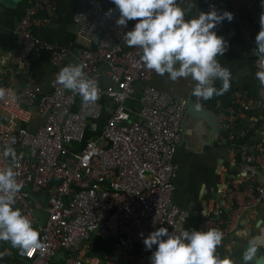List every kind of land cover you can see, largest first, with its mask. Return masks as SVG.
<instances>
[{"label":"built area","instance_id":"built-area-1","mask_svg":"<svg viewBox=\"0 0 264 264\" xmlns=\"http://www.w3.org/2000/svg\"><path fill=\"white\" fill-rule=\"evenodd\" d=\"M27 1L15 30L17 50L11 61L20 84L10 79L0 83L10 90L0 100V168L13 166L16 171L22 188L14 208L29 217L44 244L25 259L29 264H50L65 252L64 264H102L99 258L81 255L91 238L112 240L116 252L128 256L159 227L170 233L186 230L187 211L173 200L178 174L173 158L182 143L187 103L206 109L207 100H198L193 90L189 98H182L154 86V71L145 66L141 50L128 47L123 39L131 31L129 22L126 28L118 26L120 13L108 15L109 10L94 1L72 17L77 64L85 65L87 77L99 89L97 99L85 103L78 93L57 83L72 47L54 46L35 35L52 24L58 0ZM216 3L203 0L199 12L210 11ZM226 11L234 19H225L215 29L232 28L245 42L256 37L264 0H227ZM43 52L49 54L50 68L45 89L31 74ZM254 65L262 70L258 58ZM260 92L264 98V87ZM133 102L139 106L133 108ZM233 105L247 110V94L236 92ZM235 120L232 110L217 116L218 128L228 130L218 138L230 147L235 143ZM6 147L15 150V165L4 156ZM41 193L48 198L44 223L36 214ZM213 207L200 229L223 234L218 256L219 247L233 239L248 218L264 212V141L253 145L239 165L237 184L226 188ZM150 256L145 264H150Z\"/></svg>","mask_w":264,"mask_h":264},{"label":"crops","instance_id":"crops-1","mask_svg":"<svg viewBox=\"0 0 264 264\" xmlns=\"http://www.w3.org/2000/svg\"><path fill=\"white\" fill-rule=\"evenodd\" d=\"M95 0H58L57 11L53 15L52 24L42 30H36L35 35L43 42L54 46H70L73 55L67 60L69 64H77L78 44L75 42L76 27L72 17L76 11L87 8ZM181 6L195 4L186 15V19L198 17L203 0H178ZM0 83L10 79L14 85L20 84V77L14 73L12 57L16 53L15 30L22 17V9L28 5L27 0H0ZM218 12L227 10V0H217L214 6ZM119 13L114 7L111 9ZM217 35L223 36L228 42L226 53L218 57L223 67L232 73L231 87L223 95L207 100L206 109L215 118L221 113L236 115L231 130L235 135L234 147L228 142L219 140V136L227 134V129L218 128L212 136L210 126L205 121L186 115L182 123V143L174 155V164L178 166L175 180L173 200L187 211L186 230H201V221L212 215L215 201L219 200L226 188L237 184L239 165L249 155L253 145L264 141V98L261 96V84L256 78L259 71L254 61L258 58L253 49L255 38L242 41L238 34L229 27L215 29ZM49 54L43 52L40 60L32 67L31 74L44 89L48 86ZM106 83V81H105ZM152 83L157 88L177 97L189 98L194 89V81L189 77L173 82L168 75H158L154 72ZM220 88L222 82L215 81ZM236 92H245L248 96V109L241 110L233 105ZM142 86L139 87V96ZM227 149V157L220 161L221 150ZM36 214L40 223L47 217L48 198L45 193L39 194ZM250 243L261 249L264 256V212L258 210L253 217L248 218L237 235L224 242L218 249L220 259L228 258L231 264H246L241 258V248ZM154 250H145L144 245H137L128 256L118 254L112 240L91 238L81 248V255L87 258H99L102 264H145ZM67 254L60 252L50 264H64ZM0 264H29L24 255L17 258H0Z\"/></svg>","mask_w":264,"mask_h":264},{"label":"clouds","instance_id":"clouds-1","mask_svg":"<svg viewBox=\"0 0 264 264\" xmlns=\"http://www.w3.org/2000/svg\"><path fill=\"white\" fill-rule=\"evenodd\" d=\"M112 2L120 13L116 21L118 26L126 28L129 21H138L133 30L124 34L123 39L128 47L141 50V59L147 69L161 76L167 74L173 82L190 77L195 81L192 95L198 100H210L230 89L231 70L223 67L217 59L228 50V42L214 29L225 19L231 22L233 13H220L213 6L208 12H199L198 17L186 19L195 4L181 6L178 0ZM111 13L109 9L107 14ZM259 23L260 31L255 37L253 52L262 68L256 72V78L264 87V13H261ZM84 68L82 63L63 67L57 74V83L78 93L85 103H89L97 99L99 89L97 83L87 77ZM217 80L222 82L220 88L215 86ZM9 92L0 87V100L5 99ZM3 154L11 157L13 165L18 162L13 148L6 147ZM21 188L13 166L0 168V241L9 242L23 256L33 249H42L44 244L29 217L21 209L14 208ZM222 235L218 229L170 233L167 227H159L143 238V244L145 250H152L156 246L150 256V264H231L228 258L220 259L216 255ZM4 254L0 253V258Z\"/></svg>","mask_w":264,"mask_h":264},{"label":"water","instance_id":"water-1","mask_svg":"<svg viewBox=\"0 0 264 264\" xmlns=\"http://www.w3.org/2000/svg\"><path fill=\"white\" fill-rule=\"evenodd\" d=\"M105 9L109 10L114 7L112 0H95ZM137 20L129 21L131 30L134 29ZM186 115H191L192 117L207 122L210 126L209 134L212 136L218 131L217 119L215 116L205 109H198L194 107L190 102L187 103V112ZM220 161L227 157V149L223 148L221 150ZM241 258L242 261L246 264H264V256L261 254V249L254 247L250 243H245L241 248Z\"/></svg>","mask_w":264,"mask_h":264},{"label":"rangeland","instance_id":"rangeland-1","mask_svg":"<svg viewBox=\"0 0 264 264\" xmlns=\"http://www.w3.org/2000/svg\"><path fill=\"white\" fill-rule=\"evenodd\" d=\"M0 253H5L3 256L17 258L20 256L19 250L13 248L9 242L0 241Z\"/></svg>","mask_w":264,"mask_h":264},{"label":"trees","instance_id":"trees-1","mask_svg":"<svg viewBox=\"0 0 264 264\" xmlns=\"http://www.w3.org/2000/svg\"><path fill=\"white\" fill-rule=\"evenodd\" d=\"M133 108L135 107H138L139 106V103L138 102H133L132 105H131Z\"/></svg>","mask_w":264,"mask_h":264}]
</instances>
